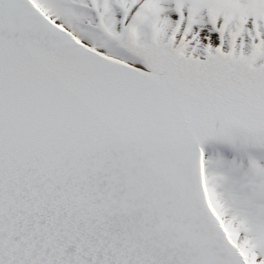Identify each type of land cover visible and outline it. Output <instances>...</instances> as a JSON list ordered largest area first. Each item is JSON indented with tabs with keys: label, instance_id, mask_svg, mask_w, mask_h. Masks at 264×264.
Instances as JSON below:
<instances>
[{
	"label": "snow or ice",
	"instance_id": "snow-or-ice-1",
	"mask_svg": "<svg viewBox=\"0 0 264 264\" xmlns=\"http://www.w3.org/2000/svg\"><path fill=\"white\" fill-rule=\"evenodd\" d=\"M221 124L264 139V0H0V264H264Z\"/></svg>",
	"mask_w": 264,
	"mask_h": 264
},
{
	"label": "clouds",
	"instance_id": "clouds-1",
	"mask_svg": "<svg viewBox=\"0 0 264 264\" xmlns=\"http://www.w3.org/2000/svg\"><path fill=\"white\" fill-rule=\"evenodd\" d=\"M219 141L231 145L240 144L243 149L249 146L264 148V139L240 124H221L215 135L204 141ZM250 165L244 173L243 180L237 189L230 190L227 186L231 179L239 172L235 165L229 166L223 171L209 173V184L214 193V199L218 198L223 204L219 208L220 214L227 218L231 227L235 222L236 228L252 230L258 225H264V165L255 158L249 157ZM208 172L210 169H220L218 162L207 160ZM196 169L199 164L197 162Z\"/></svg>",
	"mask_w": 264,
	"mask_h": 264
},
{
	"label": "bare ground",
	"instance_id": "bare-ground-1",
	"mask_svg": "<svg viewBox=\"0 0 264 264\" xmlns=\"http://www.w3.org/2000/svg\"><path fill=\"white\" fill-rule=\"evenodd\" d=\"M203 147L207 160L222 165L220 171L226 170L232 165L239 168V172L232 177L230 184L227 186L230 190L237 189L241 183L245 182L243 176L250 165L249 157L255 158L261 165H264V148L249 146L247 149H243L240 144L231 145L219 141H209ZM210 171L211 169L209 173Z\"/></svg>",
	"mask_w": 264,
	"mask_h": 264
},
{
	"label": "rangeland",
	"instance_id": "rangeland-1",
	"mask_svg": "<svg viewBox=\"0 0 264 264\" xmlns=\"http://www.w3.org/2000/svg\"><path fill=\"white\" fill-rule=\"evenodd\" d=\"M212 171H220V169H211L210 173H211Z\"/></svg>",
	"mask_w": 264,
	"mask_h": 264
}]
</instances>
